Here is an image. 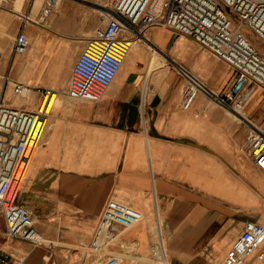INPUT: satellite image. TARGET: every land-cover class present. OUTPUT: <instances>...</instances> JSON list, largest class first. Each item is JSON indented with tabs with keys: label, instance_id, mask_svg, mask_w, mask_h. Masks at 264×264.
<instances>
[{
	"label": "crops",
	"instance_id": "1",
	"mask_svg": "<svg viewBox=\"0 0 264 264\" xmlns=\"http://www.w3.org/2000/svg\"><path fill=\"white\" fill-rule=\"evenodd\" d=\"M10 1L14 3V0H0V7ZM63 1H60L56 12L49 17L47 22H52L53 25L49 30L56 32L57 28L60 27L66 33L71 34L77 28L71 21L73 20L72 8L74 7L71 3L72 0H65L63 5V12L69 18L70 24L61 26L55 18L57 13L62 10ZM38 2L39 6L35 10ZM42 2L43 0L15 1V4H18L19 29L23 26L25 15L31 18L39 16ZM32 23L26 24L27 33L28 27ZM33 24L36 26V23ZM149 33L160 34L158 44L164 47L163 59L168 62L173 61V57L166 51L172 46V35L169 32H163L157 26L151 27ZM250 36L253 43L264 54L263 42L251 32ZM139 44L140 50L149 51L143 46L145 44H141V42ZM35 56H38L37 52L33 53L30 58L27 55V59L32 60ZM23 61V59L18 58V63L24 64ZM162 64L158 66V68L160 67L159 71L156 69V72H153L151 88L146 100L143 98V89L140 86L141 80L146 76L145 68L131 70L121 80L120 84L108 90L99 102L75 101L63 94L62 91L57 90L60 97L47 116L46 145L54 144L56 148L64 149L66 148L65 140L68 132L78 130L86 136V143L80 145V149H87L95 144L102 147L103 143L107 141L104 138L110 134L118 132L138 134V130L144 127L146 138L142 164L135 163L133 159L129 160L130 162L125 168L112 172L108 178L98 184L93 183L87 186L82 195L76 194L71 188L72 185L47 184L44 186L45 189L68 188L69 191L63 190L62 195L52 193L50 197H40L35 191L37 190L35 184L42 178L40 167L44 162L43 155L49 149L45 148L41 156L36 158L35 155L32 160L20 202L26 205L35 203L44 205L65 204L66 207L64 208H67L69 213L77 210L82 212L81 216L79 217L76 213L75 215H68L64 220L66 221L65 224H62L59 218L54 224L55 232L53 226L50 230L49 228L40 230V226L38 227L36 224L47 242L34 245L25 239L10 236L7 232L5 219L0 213V257L8 255L9 262L17 264H87L89 259L93 262L95 259V254L91 251L93 233L106 201L110 197H115L116 192H113V189L116 186L130 191L133 197L129 203L136 207H139L136 197H143L149 193L155 197L157 203L162 205L164 219L170 222L166 229V253L175 264H184V261H194L196 264H201L202 258L199 257V252L202 249L199 246L208 248L216 244H223L225 250L231 247L246 219L235 222L231 215L212 211L210 207H203L207 206V201L200 197V192L193 183L194 180H199L200 163L207 167V172H213L216 158L227 157L231 149L216 144V119L214 116L216 110L205 102V96L196 97L191 108L184 109L181 106L184 87H181L174 75L176 73L180 76L182 73L177 66L171 70L170 66ZM212 67L217 71H223L224 68L217 63L212 64ZM227 67L233 74L231 83L235 78V71L228 65ZM31 69L33 67L30 66V71ZM3 71L4 65L0 62V74L5 73ZM33 78L34 73L31 72V79ZM139 79L140 81H138ZM36 83L37 85H30L40 90L44 89L39 86V80H36ZM60 98L62 100L58 105ZM251 106L250 109H254L255 104ZM203 112H205L204 119L199 122L196 118ZM253 120L264 125V119L261 117H254ZM176 125H178L177 130L175 129ZM188 125L189 132H183L184 126L187 127ZM199 125H205V130L200 132ZM226 133L232 135L233 132L230 127L226 129ZM47 141L48 143H46ZM171 143L179 146H172ZM129 157L135 156L131 154ZM183 158H186L185 164L180 167ZM188 177L190 184L185 183L189 181ZM92 191L96 192V196H91ZM141 209L144 207L141 206ZM84 225L89 226L91 230L85 232ZM144 237L143 233L136 236L139 241ZM128 240L121 235L115 245L111 246V252L118 255L121 250L119 244L127 243ZM76 255H80V257L76 258Z\"/></svg>",
	"mask_w": 264,
	"mask_h": 264
},
{
	"label": "rangeland",
	"instance_id": "2",
	"mask_svg": "<svg viewBox=\"0 0 264 264\" xmlns=\"http://www.w3.org/2000/svg\"><path fill=\"white\" fill-rule=\"evenodd\" d=\"M15 1L16 0H14V3L10 1L6 5L0 7V62L4 65L3 72L10 73L15 80L26 84L37 85L36 80H39V86L44 89L53 87L52 89L63 91L67 87V82L71 76L73 65L79 53L83 49L85 43L93 36L95 28L103 24L105 17L102 13L109 10L113 6L114 1L70 0L74 5L72 8L73 20L71 21L77 26L76 30L71 34L66 33L60 27L57 28L56 32L49 30L53 26L51 22H47L45 27L40 24H38L39 26H34L35 24L33 23V25L30 24L28 27V35L31 40L30 46L35 44L34 53H38V56H35L32 60H28L33 54L29 53L31 47L22 55L14 56L12 53V45L20 25L18 4H15ZM63 5L64 2L61 12H58L55 17L58 24L61 26L63 24H70L69 18H67L63 12ZM38 6L39 2L35 10H37ZM24 9L26 8L24 7ZM157 28L163 32H169L173 37L172 46L166 49L167 53L180 62L191 74L200 79L208 87L215 89L217 94L223 95L226 87L233 78V74L231 70L228 69L227 65L201 47L193 39L180 34L176 35L174 31L165 27ZM149 30L146 32L149 33ZM86 35L89 36L85 38ZM138 39L139 37L134 41ZM142 43L145 44L141 41V44ZM146 45L147 44L143 46L149 51L140 50L144 58L153 55V49ZM261 52L263 53V51ZM160 53L163 55V51H160ZM27 55L29 57L28 59ZM18 58L23 59L24 64L18 65ZM162 63V65L167 64L166 66H170L171 70H173V67H176L173 61L168 62L163 60ZM215 63L223 66V71L214 69L212 64ZM30 66L33 67L31 71ZM137 68H145L146 70V76L140 82V86H144L145 93H143V98L146 100L148 91L151 88L153 72H156V69L159 71L160 67L158 68V66H155L150 68V74L147 75L149 64L146 59V61L144 60L140 62V64H137ZM179 71L182 73L180 76L176 73H174V75L177 77L178 82H180L181 87L185 88V85L189 83L190 80L186 74L181 70ZM31 72L34 73L33 79H31ZM122 72L123 66L108 90L118 86L121 80L126 77L124 72ZM138 81H140V79ZM38 90L39 89L36 88L32 93H36L39 96L37 101H25L24 99L27 98V96L14 94L11 86H7L6 96L11 99L10 103L16 104L14 102V97L16 96L21 101L16 105H23L30 109H36L42 102V94L45 93L43 89H41L40 92ZM201 94L205 96V102L213 106L216 110L214 114L216 119V144H221V146L231 149L227 157L216 158L213 172H207V167H204V164L200 163L199 165V180H194L193 183L195 188L199 190L200 197L207 201V206L203 207H210L212 211L231 215L235 222L240 219H246L255 220L264 224V171L252 164L249 154L247 153V135L249 133L247 120L244 116H241L239 112H235L231 108L219 104L211 96L203 93L199 95ZM30 97L27 99H30ZM59 97V93L58 95H53L49 110L54 108L55 105L53 107L52 105L56 104ZM61 100L60 98L58 105ZM72 102L74 101L72 100ZM252 104H255L254 109H250L252 108ZM263 104L264 87L258 90L245 107L244 110L247 111V116L245 117L260 125L253 119L254 117H261L264 119ZM204 115L205 112L201 113L196 119L200 122L204 119ZM178 125L175 127L176 130ZM188 127L189 125L187 127L184 126L185 130L183 132H189ZM205 127V125H199L200 132L205 130ZM228 127H230L233 132L231 136L226 133ZM137 133L138 134H134V132H118L112 135L110 134L104 138L107 141L103 143L102 147H100L99 144H95L89 146L87 149H80L79 146L86 143V136L78 130H73L72 132H68L67 139L65 140L66 148L63 149L60 147L56 148L54 144H51V146L46 145L45 132L40 141L36 158L43 154L45 148L49 149L46 150V153L43 155L44 162L40 167L42 178L36 181L35 188H37V190L35 191L40 197H50L52 193H60V195H62L63 190L69 191V189H45L44 186L47 184L61 186L66 184L72 185L71 188H73L74 192L78 195H82L87 186L93 183L98 184L108 178L112 172L125 168L130 162L129 160L133 159L135 163L142 164V154H145V128L142 127ZM171 145L179 146L175 143H171ZM131 154H134L135 157L130 158L129 156ZM185 160L186 158H183V162L181 161L182 164L179 165L180 167L185 164ZM201 161L200 155V162ZM131 164L133 163L131 162ZM188 180V182H185L186 184H190L189 177ZM113 190V192H116V198L142 211L144 215V219L138 225L121 232V235L129 240L127 243L119 244L121 247L120 253H118L121 260L120 264H175L172 259H168L170 262H167L163 257L160 259L153 251L154 246H157L159 251L161 250L160 247L162 248L163 246L164 250L166 249L167 252L166 229L167 224L170 222L164 219L162 205H160L159 202L157 203L155 197L149 193L143 197H136L139 204V207H136L129 203L131 197H133L129 190L121 188L120 186L114 187ZM91 193V196H96V192L92 191ZM40 197L39 200L41 199ZM28 206L33 211L34 220L37 226H40V230L48 228L50 230L53 226L54 232L56 220L60 218V222L65 224L66 221L64 220L66 216L75 215L76 213L80 217L82 213L77 210L69 213L66 210L67 208H64L66 207L65 204L44 205L35 203ZM141 206L144 207V209H141ZM83 227L85 232L91 230L89 226L84 225ZM142 233L145 237L139 241V238H136V236ZM45 242H47V239ZM199 247L202 249L199 252V257L202 258L200 260L201 264H223V259L229 248L225 250L223 244H216L208 248ZM166 252L164 251L165 255H167ZM75 257L79 258L80 255H76ZM91 261L92 260L89 259L87 264H92ZM205 261L207 262L205 263ZM191 262L184 261L183 263L196 264L194 261ZM245 264H264V262L258 261L256 254H252L248 257Z\"/></svg>",
	"mask_w": 264,
	"mask_h": 264
},
{
	"label": "built area",
	"instance_id": "3",
	"mask_svg": "<svg viewBox=\"0 0 264 264\" xmlns=\"http://www.w3.org/2000/svg\"><path fill=\"white\" fill-rule=\"evenodd\" d=\"M60 1L43 0L37 18L23 17V26L12 45L14 56L24 54L31 45L26 24L44 25ZM104 17L103 24L95 28L79 53L67 87L62 91L73 100L101 101L122 68L132 42L156 26L193 39L235 71V78L223 95L217 94L219 104L241 112L264 87V54L249 35L253 33L264 43V0H115ZM189 80L181 96L184 109L191 108L200 92H206L200 79ZM7 86H11L14 94L27 98L37 88L15 80L8 72L0 74V213L10 236L34 245L45 244L33 211L20 202V197L46 130L47 116L52 111L48 108L58 91L43 89L42 103L30 109L10 103ZM246 120L247 153L253 164L264 171V125ZM143 219L142 211L118 198H108L91 241V251L95 254L92 263L120 264V257L111 252V246L123 230L138 225ZM153 251L162 259L157 246ZM252 254L264 262V224L246 220L227 250L223 264H245ZM0 264L17 263L9 262L8 255H3Z\"/></svg>",
	"mask_w": 264,
	"mask_h": 264
},
{
	"label": "bare ground",
	"instance_id": "4",
	"mask_svg": "<svg viewBox=\"0 0 264 264\" xmlns=\"http://www.w3.org/2000/svg\"><path fill=\"white\" fill-rule=\"evenodd\" d=\"M65 1V0H64ZM63 1V2H64ZM112 1H115V0H112ZM66 2V1H65ZM114 3V2H113ZM64 10V9H63ZM107 11L103 12V16H106L107 15ZM64 15V14H63ZM47 24V22L45 23ZM44 24V27L46 26ZM52 24V22H51ZM37 25V24H36ZM39 26V25H38ZM42 27V26H40ZM89 35H86L85 38H87ZM5 37V35H4ZM160 37V35H158V33H147L145 32L144 34H141L139 36V39L136 40V41H133L132 42V45H131V49L128 53V55L126 56L125 60H124V65H123V72L125 74V76L131 71V70H135L137 69V64H140V62L142 61H146L147 59V62L149 64V70H147V75L150 74V68L152 67H155V66H159L162 64L163 62V55L160 53V51H163L164 52V47L159 45L158 44V38ZM4 40V39H3ZM6 40V39H5ZM160 40V39H159ZM144 42L145 44L149 45L152 49H153V52H152V56L151 57H148V58H144L141 54V51H140V44L139 42ZM5 42V41H4ZM34 49H35V44H33V46H31V51L29 53H34ZM142 60V61H141ZM172 60L174 61V63L176 64V66L184 73L186 74L189 78H191L192 80L197 78L195 77L193 74H191L180 62H178L176 59L172 58ZM19 64H22V63H18ZM185 69V70H184ZM122 72V73H123ZM116 78V77H115ZM115 80V79H114ZM113 83V82H112ZM112 85V84H111ZM146 86V85H145ZM204 86H205V91L206 92H200V93H203V94H207L209 96H211L214 100H216L217 102V92L215 89H212L210 87H208L205 83H204ZM142 89H143V93H145V90H144V86H142ZM199 93V94H200ZM199 96H203L202 94L199 95ZM39 98V96L35 93V94H32V96L30 97V99H27L25 98L24 100L25 101H37ZM14 102L16 104H19L21 101L19 98H17L16 96L14 97ZM42 103V102H41ZM50 107V106H49ZM49 109V108H48ZM241 114V116H244V118H247L245 116H247V111L246 110H242L241 112H239ZM48 143V141L46 142ZM158 205V204H157ZM160 253H162V257L166 259L167 262H170L168 259V255H165L164 251L166 252V249L164 250V247L162 246V248L160 247Z\"/></svg>",
	"mask_w": 264,
	"mask_h": 264
}]
</instances>
